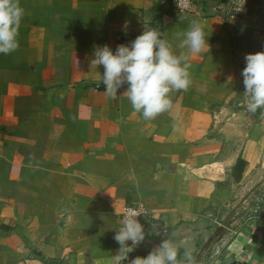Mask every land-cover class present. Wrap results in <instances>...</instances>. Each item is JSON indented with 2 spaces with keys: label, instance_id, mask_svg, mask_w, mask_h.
Listing matches in <instances>:
<instances>
[{
  "label": "crops",
  "instance_id": "1",
  "mask_svg": "<svg viewBox=\"0 0 264 264\" xmlns=\"http://www.w3.org/2000/svg\"><path fill=\"white\" fill-rule=\"evenodd\" d=\"M20 3L19 47L0 54V264H110L128 206L158 223L133 258L171 237L195 264H264L251 209L264 186V110H247L241 74L245 56L264 51V0H203L185 19L168 0ZM193 21L210 47L191 57L192 83L170 93V110L145 120L127 84L105 92L95 46L156 28L179 54ZM222 226L233 233L202 252Z\"/></svg>",
  "mask_w": 264,
  "mask_h": 264
},
{
  "label": "clouds",
  "instance_id": "2",
  "mask_svg": "<svg viewBox=\"0 0 264 264\" xmlns=\"http://www.w3.org/2000/svg\"><path fill=\"white\" fill-rule=\"evenodd\" d=\"M24 15L20 0H0V54H10L18 49ZM181 35L179 48L187 51L179 54L164 33L156 28L146 29L135 40L120 44L115 50L107 44L95 46L91 65L103 66L105 92L115 98L118 90L127 84L123 94L145 120L170 110L173 106L170 93L187 90L192 83L191 57L203 54L210 47L199 21H193ZM245 61L246 67L241 74L248 99L247 110L255 113L264 110V51L247 54ZM141 214L136 208L126 209L113 237L120 247L112 255L110 264H124L133 251L132 246L144 241V225L138 219ZM182 243L169 237L147 256H137L129 264H195L192 251L187 247L183 257L178 259Z\"/></svg>",
  "mask_w": 264,
  "mask_h": 264
},
{
  "label": "built area",
  "instance_id": "3",
  "mask_svg": "<svg viewBox=\"0 0 264 264\" xmlns=\"http://www.w3.org/2000/svg\"><path fill=\"white\" fill-rule=\"evenodd\" d=\"M171 4L173 10L176 12V15L180 19L190 18L195 15L196 9L202 4L203 0H168ZM129 207L136 208L139 212L142 214L138 217L140 222L144 225V230L146 233L144 241H142L140 244L133 245V251L129 254V257L127 260L124 261V264H129L130 260L133 259L134 252L140 248L150 237L155 228L158 226L157 221L154 219L153 213L143 207V206H128L124 209L123 213L120 216V221L126 212V209ZM258 209H254L253 214L257 215L259 214V219L262 215H264V212H262V209L260 207H257ZM262 220L264 221V217L262 216ZM222 228H225L227 232L233 233V230L231 227H225L222 226ZM234 234H237L236 231H234ZM220 239V237H219ZM130 245L132 244L131 241L128 242Z\"/></svg>",
  "mask_w": 264,
  "mask_h": 264
},
{
  "label": "rangeland",
  "instance_id": "4",
  "mask_svg": "<svg viewBox=\"0 0 264 264\" xmlns=\"http://www.w3.org/2000/svg\"><path fill=\"white\" fill-rule=\"evenodd\" d=\"M253 203H255V206L253 208H251V209H256L257 210L258 209L257 207H260L262 209V212H264V186L263 187H259V186L257 187V194L254 197V202ZM262 216L264 217V215H262ZM262 216L259 219V214H257L256 220L264 222L262 220ZM263 226H264V224H263Z\"/></svg>",
  "mask_w": 264,
  "mask_h": 264
},
{
  "label": "trees",
  "instance_id": "5",
  "mask_svg": "<svg viewBox=\"0 0 264 264\" xmlns=\"http://www.w3.org/2000/svg\"><path fill=\"white\" fill-rule=\"evenodd\" d=\"M226 229L225 228H220L217 232V234L215 235V237L208 243L206 244L203 249H202V252L205 250V249H208V247L210 245H212L219 237H222L224 234H226Z\"/></svg>",
  "mask_w": 264,
  "mask_h": 264
}]
</instances>
